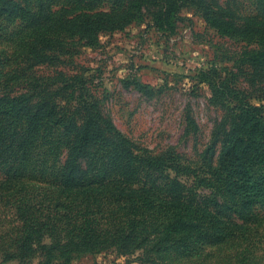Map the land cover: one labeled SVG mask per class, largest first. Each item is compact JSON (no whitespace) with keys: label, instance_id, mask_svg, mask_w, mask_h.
<instances>
[{"label":"trees","instance_id":"trees-1","mask_svg":"<svg viewBox=\"0 0 264 264\" xmlns=\"http://www.w3.org/2000/svg\"><path fill=\"white\" fill-rule=\"evenodd\" d=\"M256 1L257 16L247 18L217 0H0V39L14 42L12 53L0 49V206L21 224L19 253L57 236L96 247L119 210L117 234L158 224L187 252L238 240L264 249V0ZM183 8L253 48L243 56L249 92L208 82L222 117L197 161L140 151L83 76H35V67L58 64L51 53L61 41L93 46L144 20L162 28Z\"/></svg>","mask_w":264,"mask_h":264},{"label":"rangeland","instance_id":"rangeland-1","mask_svg":"<svg viewBox=\"0 0 264 264\" xmlns=\"http://www.w3.org/2000/svg\"><path fill=\"white\" fill-rule=\"evenodd\" d=\"M217 1L243 17L257 16L256 0ZM179 17L162 28L149 20L133 23L99 35L93 46L77 39L61 41L51 53L58 64L35 67V76L42 79L59 72L83 76L104 115L140 151L152 155L173 151L197 161L222 117V110L209 102L208 82L249 92L243 56L253 48L220 35L189 9L183 8ZM13 48L10 38L0 39V49L12 53ZM135 83L149 88L140 91ZM251 103L259 104L253 99ZM216 159L217 152L213 162ZM182 181L191 185L188 179ZM122 213L114 215L116 223L108 229L113 233L102 232L96 247L80 248L74 238L45 237L31 252L21 254L17 249L21 224L0 206V264H264V249H249L245 241L191 245L187 252L178 245L173 248L158 224L131 235L126 230L117 234L125 224Z\"/></svg>","mask_w":264,"mask_h":264}]
</instances>
